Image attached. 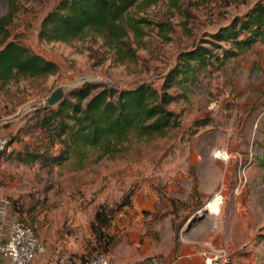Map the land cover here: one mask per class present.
<instances>
[{
  "label": "rangeland",
  "instance_id": "1",
  "mask_svg": "<svg viewBox=\"0 0 264 264\" xmlns=\"http://www.w3.org/2000/svg\"><path fill=\"white\" fill-rule=\"evenodd\" d=\"M58 1L15 0L10 8L0 0V17L11 14L8 40L17 38L57 66L52 76L0 86V135L8 138L0 155V198L13 201L15 215L73 264H85L99 251L89 229L99 208L112 210L106 234L114 264L171 259L184 233L201 221L228 264H264V46L256 43L222 60L210 45L226 49L212 34L257 0L135 4L128 17L148 25L140 38L128 33L129 59H119L91 33L67 44L38 39L40 20ZM195 46L217 60L167 90L187 99L166 107L180 115L177 128L142 138L128 133L105 155L79 146L57 166L14 161L12 154L24 147L56 153L36 126L37 110L53 90L65 96L85 84L128 89L144 83L158 91L177 56ZM217 191L223 204L207 213L205 203ZM124 197L129 205L114 211Z\"/></svg>",
  "mask_w": 264,
  "mask_h": 264
},
{
  "label": "trees",
  "instance_id": "2",
  "mask_svg": "<svg viewBox=\"0 0 264 264\" xmlns=\"http://www.w3.org/2000/svg\"><path fill=\"white\" fill-rule=\"evenodd\" d=\"M155 1L60 0L40 20L37 37L46 42L67 44L82 40L91 33L99 37L102 46L112 50L119 59H129L132 50L126 42L128 33H132L135 39L140 38L141 27L148 22L132 19L127 12L135 4L150 6ZM5 2L10 8L15 5V0ZM10 17V13L0 17V86L54 75L57 66L53 62L34 53L17 38L8 40L6 26ZM212 38L213 42L228 46L223 49L215 43L210 44L220 50L222 60L233 58L239 51L256 43L264 46V0H257L242 16L215 31ZM212 58L215 57L211 51L201 46L181 52L177 56V64L163 76L158 91L144 83L128 89L85 84L68 91L55 107L37 110L41 115L36 126L45 135L49 147L57 146L56 153L49 156L47 150L38 153L35 149L28 151L24 147L12 154L14 161L23 165L39 163L57 166L65 163L73 149L79 146L100 148V153L105 155L113 152L112 148L123 142L128 133L142 138L177 128L180 115L166 107L187 99L183 92L169 94L167 90L184 81L196 67L207 65ZM128 205L127 197H124L113 210L118 211ZM10 207L14 214L19 212L13 201H10ZM111 211L106 213L99 208L89 224L98 252L105 255L110 245L106 231Z\"/></svg>",
  "mask_w": 264,
  "mask_h": 264
},
{
  "label": "built area",
  "instance_id": "3",
  "mask_svg": "<svg viewBox=\"0 0 264 264\" xmlns=\"http://www.w3.org/2000/svg\"><path fill=\"white\" fill-rule=\"evenodd\" d=\"M8 138L0 135V153L6 148ZM225 157V155L223 154ZM221 157V159H224ZM210 204L219 208L223 204V195L221 191H217L205 203L204 209L208 213ZM6 209L10 212L8 222L7 237L0 248L1 255L6 261V264H49L42 261L46 252V246L43 241L36 236L32 228L23 223L11 210L10 201L5 198H0V210ZM198 256L201 259V264H228V256L225 250L210 241L202 243ZM182 259L181 255L168 259L166 261H158L150 259L148 264H176ZM85 264H114L107 255L103 253H94Z\"/></svg>",
  "mask_w": 264,
  "mask_h": 264
},
{
  "label": "crops",
  "instance_id": "4",
  "mask_svg": "<svg viewBox=\"0 0 264 264\" xmlns=\"http://www.w3.org/2000/svg\"><path fill=\"white\" fill-rule=\"evenodd\" d=\"M10 219V212L6 209L0 210V248L4 244L7 232H8V222ZM203 221L197 223L188 232L184 233L181 238V248L179 249L178 255L182 256V259L176 264H201V259L198 256V251L203 242L208 241L209 235L205 234L203 230ZM46 252L42 261H46L49 264H73L71 262L72 258L69 255L64 254V250L53 249L52 247L46 245ZM0 264H6L5 259L0 252ZM121 264V263H119ZM142 264H148V261Z\"/></svg>",
  "mask_w": 264,
  "mask_h": 264
},
{
  "label": "water",
  "instance_id": "5",
  "mask_svg": "<svg viewBox=\"0 0 264 264\" xmlns=\"http://www.w3.org/2000/svg\"><path fill=\"white\" fill-rule=\"evenodd\" d=\"M63 96H64V93L60 89H55L49 94L48 97H46L43 100V104L41 105V107L43 108L52 107L56 105L62 99ZM200 219H202V216L198 218V220Z\"/></svg>",
  "mask_w": 264,
  "mask_h": 264
},
{
  "label": "bare ground",
  "instance_id": "6",
  "mask_svg": "<svg viewBox=\"0 0 264 264\" xmlns=\"http://www.w3.org/2000/svg\"><path fill=\"white\" fill-rule=\"evenodd\" d=\"M209 209H210V210H209ZM210 211H213V212H215V211H216V209H215V208H213V206H211V205H210V206L208 207V212L210 213Z\"/></svg>",
  "mask_w": 264,
  "mask_h": 264
}]
</instances>
